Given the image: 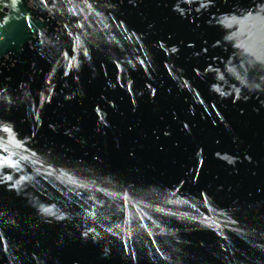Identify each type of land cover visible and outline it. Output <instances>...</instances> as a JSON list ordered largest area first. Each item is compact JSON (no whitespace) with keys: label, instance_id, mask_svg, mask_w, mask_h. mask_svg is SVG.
I'll return each mask as SVG.
<instances>
[{"label":"water","instance_id":"95a60500","mask_svg":"<svg viewBox=\"0 0 264 264\" xmlns=\"http://www.w3.org/2000/svg\"><path fill=\"white\" fill-rule=\"evenodd\" d=\"M0 264H264V0H0Z\"/></svg>","mask_w":264,"mask_h":264},{"label":"flooded vegetation","instance_id":"af4514ba","mask_svg":"<svg viewBox=\"0 0 264 264\" xmlns=\"http://www.w3.org/2000/svg\"><path fill=\"white\" fill-rule=\"evenodd\" d=\"M75 1H78V0H75ZM79 9V8H78ZM83 13V12H82ZM85 14V13H84ZM109 15H110V13H109ZM113 17H115V14H113L112 15ZM109 17H111V15L109 16ZM105 20V21H104ZM119 20H121V21H123V19L121 18V19H119ZM95 22H97V24H98V26H101V30H102V33L100 34V35H103L102 37H106V38H109L110 36H114V38L116 39L117 38V36H116V32H117V28L116 27H114V25H113V22H114V20H110L109 21V19H108V16H107V18H105L104 16H103V22L102 21H100L99 19H98V21L96 20ZM107 22H109V23H107ZM123 24H124V26H121V24H120V27H126L127 28V22L124 20L123 21ZM113 29H114V33H112L113 32ZM105 31V32H104ZM135 32V31H134ZM141 36H140V38H141V40L142 41H144V34L143 33H141L140 34Z\"/></svg>","mask_w":264,"mask_h":264}]
</instances>
